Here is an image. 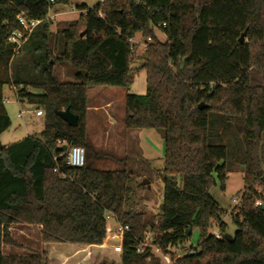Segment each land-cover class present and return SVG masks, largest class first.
Wrapping results in <instances>:
<instances>
[{"label": "trees", "instance_id": "trees-1", "mask_svg": "<svg viewBox=\"0 0 264 264\" xmlns=\"http://www.w3.org/2000/svg\"><path fill=\"white\" fill-rule=\"evenodd\" d=\"M68 3L0 0V135L11 125L5 85L44 118L39 137L27 135L0 149V264L49 263L45 250L3 251L24 248L11 234L14 225L36 227L46 244L101 245L110 233L109 213L130 228L120 264H159L148 250L135 251L149 228L163 252L179 249L199 228L196 253L177 257L175 264H264V209L255 206L264 204V88L251 87L248 73L264 69V0H101L91 8L78 5V18L53 32L45 17L54 5ZM21 12L41 22L14 53L8 36ZM137 34L147 47L135 70L131 40ZM57 62L77 71L75 81L54 78ZM138 70L146 73V90L126 92L123 125L162 130L156 221L125 208L131 173L95 168L98 155L86 144L88 89L127 90ZM65 108L77 115V125L55 114ZM58 140L84 148L82 167L65 165ZM231 161L243 167V192L226 222L209 190L216 182L224 189ZM213 226L219 238L209 232ZM229 228L232 240L224 236Z\"/></svg>", "mask_w": 264, "mask_h": 264}, {"label": "rangeland", "instance_id": "rangeland-1", "mask_svg": "<svg viewBox=\"0 0 264 264\" xmlns=\"http://www.w3.org/2000/svg\"><path fill=\"white\" fill-rule=\"evenodd\" d=\"M100 0H69L68 4H56L48 12L51 17L50 29L54 32L57 28H64L66 25L77 19L80 12L77 8L78 5L85 4L89 8L95 6ZM54 13H57L54 15ZM157 37L165 40V36L157 31ZM145 39L140 37V34L135 35L131 40L132 53L131 67L136 70L140 64L138 57L142 54V44ZM245 41V36L243 38ZM17 59L21 57L18 54ZM77 71L67 62H57L54 66V78L59 82L75 81ZM249 73V85L251 87L264 88V69L251 68ZM5 88L4 97L9 99L4 102L5 111L10 119L11 125L9 128L0 135V144L8 145L22 140L27 135L39 137L43 130L44 118L37 116L35 105L28 104L25 101L17 100L13 91ZM101 89L104 96L110 98L115 102L111 109L113 119H120L121 114L120 102H117L118 95L115 96L112 92L126 91L128 93L143 95L146 90V73L144 70H138L133 73V81L128 89L120 87H104L92 88ZM91 90V91H92ZM22 111L21 117L17 114ZM86 144L93 149L98 159L92 160L93 166L102 170H115L126 169L132 175L133 192L129 195L125 208H130L136 213H143L144 219L156 217L160 212L162 200V178L161 171L163 168V155H164V139L162 130L155 128H143L138 130H131L124 128L122 121H118L116 125H111L107 117L102 120L93 121L87 127ZM232 165L228 172L227 180L225 181L224 189L220 187V183L216 182L209 193L211 197L219 204L220 208L225 211L223 219L229 222L228 212L234 206L233 199L240 198L243 192V167L239 162L231 161ZM148 181V184H142ZM109 228L114 230V222L109 221ZM25 225H14L11 227V234L14 239L22 244L24 248H11L3 246L5 253L25 254L28 247L44 249L40 245V237L38 229L32 227L33 230L27 229ZM233 228L227 229L226 233L232 232ZM209 232H215V227H210ZM200 239L199 228H193L190 237L185 241L182 247L195 246ZM106 240V239H105ZM115 243L107 240L106 244L99 248L94 246L86 248L87 250L80 251L73 256V259L79 260L83 256H89L90 264H120V254L112 252L111 246ZM57 246L59 249H65V256L70 253V245L61 243ZM59 249L55 250L51 257L54 259L48 264H57L55 259H59ZM72 258V257H71Z\"/></svg>", "mask_w": 264, "mask_h": 264}, {"label": "built area", "instance_id": "built-area-1", "mask_svg": "<svg viewBox=\"0 0 264 264\" xmlns=\"http://www.w3.org/2000/svg\"><path fill=\"white\" fill-rule=\"evenodd\" d=\"M101 1V0H100ZM52 2V0H50ZM101 17V15H100ZM18 27L13 30L9 36H8V42L14 46V53H18L21 46L25 43V41L28 39L34 28L41 22V19H33L27 17L26 13L21 12L16 16ZM45 19H50L48 15L45 17ZM150 39L148 38L147 41ZM147 43L143 42L142 48L143 50L146 49ZM134 52V49L131 48V53ZM8 89L13 91L15 94V87L12 85H7ZM9 99L7 97L3 96V103L8 102ZM25 101V100H23ZM26 102V101H25ZM37 116H42V110L38 109L36 110ZM22 111L17 114V117H21ZM58 146H62L63 142L60 140L57 141ZM61 156H65V165L71 167V168H79L82 167L85 163V150L80 145H71L67 147L65 151H62ZM240 200V198L233 199L234 205ZM261 201H256L255 206H262ZM112 218L115 219V216L112 213H109L107 215V221ZM130 232V228L128 225L120 224L116 221L114 230L111 231L109 235L106 237V240L112 241L115 244L111 246L112 252L116 254H121L123 250V239L124 235L126 233ZM213 235L215 238H219V232L215 231L213 232ZM105 241V240H104ZM146 250L149 251L150 255L156 258L159 261V264H175L176 258L183 255V254H189V253H196L197 246H189V247H182L179 249H171L170 252H163L159 246L158 243L154 241V234L152 229H147L144 231L141 239L137 240V243L135 245V251L137 253H143Z\"/></svg>", "mask_w": 264, "mask_h": 264}, {"label": "crops", "instance_id": "crops-1", "mask_svg": "<svg viewBox=\"0 0 264 264\" xmlns=\"http://www.w3.org/2000/svg\"><path fill=\"white\" fill-rule=\"evenodd\" d=\"M57 13H54V15ZM49 17V16H48ZM51 19V17H49ZM97 88H102V86H95ZM95 87H90L87 91V116H86V126L89 127L93 121H97V120H102L104 117H107L108 121L111 122V125H116L118 123V121H122L123 123V118H124V97L126 94V91H119V92H112L113 94H115V96L118 95V100L117 102L121 103V106H123L121 108V114L119 115L118 120H116L115 118L113 119V116L111 115V109L113 108V104L115 102L111 101V96H109L110 98H107L104 96V93H102L101 89H94L92 90V88ZM5 90V88L3 87V91ZM92 90V91H91ZM117 94V95H116ZM3 96H4V92H3ZM113 221L114 225L116 224L115 219L110 218L107 222L109 224V221ZM17 225H25L27 226L29 230H33L32 227L30 225H26V224H17ZM109 226V225H108ZM105 240L101 245H86V244H69L70 247V253L69 255L65 256V249H59L57 246H59L58 244L61 243H43L40 241V245L44 246V249L46 253H47V259L50 261L54 260L51 255L53 254V252L57 249H59L61 252L59 253V259H55L57 264H90V259L91 257L89 256H83L81 259L79 260H75L73 259V256L76 255L77 253H79L80 251H84L87 250L86 248H92L94 246H99L102 247L103 245L106 244ZM67 244V243H65ZM4 250V249H3ZM30 250H35V251H41L39 249V247L37 248H32V247H28V249H25V251H28V253L30 252ZM10 253H12L10 251ZM72 257V258H71Z\"/></svg>", "mask_w": 264, "mask_h": 264}, {"label": "water", "instance_id": "water-1", "mask_svg": "<svg viewBox=\"0 0 264 264\" xmlns=\"http://www.w3.org/2000/svg\"><path fill=\"white\" fill-rule=\"evenodd\" d=\"M82 35H83V33L80 34V36H82ZM244 36H245L244 33H242V34L240 35V37H239V39H238V41H239L240 43L243 42V38H244ZM203 107H204L203 104L200 103L199 108L202 109ZM55 114H56L58 117H60L64 122H66V123H67L68 125H70V126H75V125H77V123H78V117H77V115H75L74 113H72V112L69 110V108H65L64 110H55ZM3 148H4V145H1V144H0V149H3ZM59 149H60L61 151H65V150L67 149V145H66V144H63L61 147H59ZM142 184H148V181L143 182ZM262 208L264 209V204L262 205ZM189 233H190V229H187L186 234L184 235V238H187L188 235H189ZM224 236H225V238H226L227 240H232V239H233V236H232V234H230V233H225Z\"/></svg>", "mask_w": 264, "mask_h": 264}]
</instances>
